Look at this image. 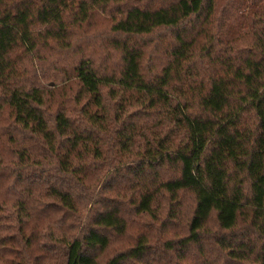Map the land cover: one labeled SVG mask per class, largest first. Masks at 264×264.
<instances>
[{"label": "trees", "instance_id": "trees-1", "mask_svg": "<svg viewBox=\"0 0 264 264\" xmlns=\"http://www.w3.org/2000/svg\"><path fill=\"white\" fill-rule=\"evenodd\" d=\"M220 5L0 0V264H264V0ZM98 20L112 70L47 75Z\"/></svg>", "mask_w": 264, "mask_h": 264}, {"label": "rangeland", "instance_id": "rangeland-1", "mask_svg": "<svg viewBox=\"0 0 264 264\" xmlns=\"http://www.w3.org/2000/svg\"><path fill=\"white\" fill-rule=\"evenodd\" d=\"M231 0H221V5L219 10L220 11H224L227 9L228 5L230 4ZM226 14H223V16H221V18L223 19L224 16ZM108 24V22H105L104 20H98L97 24L91 25L90 27L85 28L83 31H81L76 39V41L78 40V43H73L74 46L73 48L69 51H64V55L59 57V56H52L51 58H49V63L45 68V73L47 75H50V71H53L55 69L56 74H60L62 72H64L65 70H70L69 67L77 64L79 61H81L82 59H86L87 57H91L92 59H94L96 61V63H101L105 66H108L110 70H112L111 68L114 67V63L113 61L116 60V58L114 57V55L112 54V58L110 59L108 57V54L106 53L105 49L102 48V45L106 46V41L108 39L109 36V30L106 29V25ZM72 44V45H73ZM241 47H247L248 46V41H242L240 43ZM54 54V53H52ZM64 61V62H63ZM64 63L63 65H59L60 63ZM61 81L56 82L54 86H70L63 84H60ZM51 86H53V84L51 83ZM69 94L70 93L69 91ZM127 162L129 164H131V160H127ZM129 164H126L124 166H122L120 169H123L124 167L128 166ZM115 164H110L109 166L106 167L107 170L109 171H113ZM108 173L102 177L101 179L98 180V184H99V188L101 185L106 183V179H107ZM98 188V190H99ZM148 220V218H147ZM176 226L174 228V232L177 233L178 236H182L186 233V227L184 225V223H182L181 221H178L175 223ZM216 229V227L214 226V224L211 226L210 230L212 232H214ZM121 248V245H117L115 247V249L108 254L107 258H111L117 251H119Z\"/></svg>", "mask_w": 264, "mask_h": 264}]
</instances>
